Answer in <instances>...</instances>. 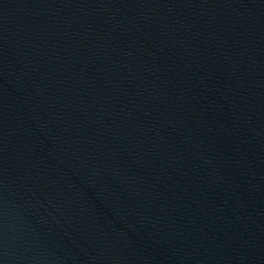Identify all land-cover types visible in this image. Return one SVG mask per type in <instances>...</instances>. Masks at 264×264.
<instances>
[{"label": "water", "instance_id": "1", "mask_svg": "<svg viewBox=\"0 0 264 264\" xmlns=\"http://www.w3.org/2000/svg\"><path fill=\"white\" fill-rule=\"evenodd\" d=\"M0 264H264V0H0Z\"/></svg>", "mask_w": 264, "mask_h": 264}]
</instances>
